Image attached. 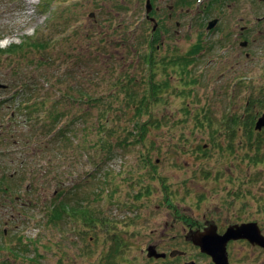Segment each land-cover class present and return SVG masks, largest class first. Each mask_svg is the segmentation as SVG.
Listing matches in <instances>:
<instances>
[{"label":"rangeland","instance_id":"374dc122","mask_svg":"<svg viewBox=\"0 0 264 264\" xmlns=\"http://www.w3.org/2000/svg\"><path fill=\"white\" fill-rule=\"evenodd\" d=\"M145 2L0 0V208H25L0 210V233L8 221L13 235L8 238L14 240L25 227L34 247L29 255L38 264H162L147 256L153 245L159 252H184L178 264L186 256L205 264L208 259L185 239L190 229L205 232L217 225L221 233L256 222L264 236V129L254 126L250 136L251 142H263L262 161L255 163L257 146L235 120L246 118L249 97L264 98V22L240 4L242 10L225 17L220 28L228 35L247 27L248 46L238 41L211 47L198 64L189 62L188 76L182 75L188 78L181 81L178 63L191 58L198 35L214 41L222 32L210 37L206 27H196L202 19L199 5L190 13L186 7L182 19H170V6H180L176 0H151L150 13L157 17L147 22ZM157 7L163 13L157 14ZM220 9L225 13L229 6ZM255 10L261 17L264 4ZM191 21L202 29L193 37L186 32ZM171 30L179 34L161 35ZM151 38L152 51L168 63L156 80L169 87L162 95L165 103L154 112L163 126L137 143L139 136H127L136 123L133 111L120 104L123 94L107 97L121 72L141 81L138 58L151 51L146 43ZM38 39L49 40L40 53L29 47L2 52ZM24 86L32 91L29 101L17 93ZM107 109L110 144L102 146L98 123ZM263 112L258 109L256 120ZM205 118L212 119V128ZM199 121L205 126L198 127ZM125 136L128 143L119 140ZM65 190L77 195L70 205L80 215L65 214L52 223L50 201ZM82 206L92 210L88 223ZM233 242L227 247L232 263L264 264V248L248 240ZM20 261L25 264L23 258L16 264Z\"/></svg>","mask_w":264,"mask_h":264},{"label":"trees","instance_id":"16d2710c","mask_svg":"<svg viewBox=\"0 0 264 264\" xmlns=\"http://www.w3.org/2000/svg\"><path fill=\"white\" fill-rule=\"evenodd\" d=\"M25 40V44L24 46H16V45H11L10 48L7 50H3V53H10L12 51H15L16 48H23V47H29L32 48L31 52H35V51H42L45 50L47 42L49 43V40L47 42H44L43 40H34L32 42H29L28 44H26ZM154 40H149L148 44L151 45V51L146 52V54H141L138 58V61L141 65V69L140 72H138L139 74H141L142 78L141 81L138 82V78L137 76H135L134 74L131 75L130 72H121L118 75V78L116 79V83H114V90L115 92L111 95H109L107 97V99H109L110 96H118L119 94H123L124 98L122 100H120V104H123L126 108L130 109L131 111H133V117H132V123H136L133 125V129L131 131L128 132L127 136H133V138L135 137V135L139 136V138L137 139V143H145V141L148 138V134L153 130V129H160L163 125L161 120L155 116L154 112H155V107L159 104L162 103L164 101L163 98V94L166 92L167 88L169 87L167 85V81H164L163 83H159L156 78H157V73L158 71L164 67L167 66V62H166V57L165 58H161L158 57L155 53V51H152V43ZM22 50V49H19ZM201 50H197L195 49L194 52H192L190 54L191 58H187L185 57L184 59H181L178 63V68L179 70L181 69L182 74L179 72L180 78L182 79L181 81H186V78L188 77H182V75L184 76H188V65L189 62H191L192 64L196 65L199 63L200 59L203 56H199ZM100 58V57H99ZM167 61H169V63H172V61L170 59H167ZM42 62V61H41ZM109 65V61H104L103 62V66H106V70L109 71L108 66ZM111 68V67H109ZM165 69H168V67H165ZM170 69H173V67H171ZM175 70V69H174ZM191 72V71H190ZM171 74L169 73V76ZM140 83V84H139ZM27 86L24 87H20L18 88V92L17 93H25L27 98H29V94L32 93L31 90H26ZM67 95H71V94H67ZM24 96V95H23ZM87 97V96H86ZM69 98V97H68ZM32 98L30 97L28 99L31 100ZM61 99V98H60ZM36 101V99H34ZM84 100H89V97L85 98ZM102 100V98H98L97 101ZM26 100V104L28 102ZM60 101V100H57ZM72 101L76 102L75 97L72 98ZM29 105H27V109L30 107H28ZM54 106V105H53ZM260 108H264V98H262L261 96L257 97L256 99H254L253 97H249L246 104H245V111L244 114H246V118L244 119L243 117H238L235 118V120L237 119L236 123L239 126H245L247 129V134L249 135V141L251 140L252 137V133H254V126L256 123V115H257V111ZM110 109L105 110L102 115L99 116V123H98V128L99 131L101 133V143L102 146L103 145H108L109 143V139L106 138V136H110L111 134H109V124L110 121L109 120V113ZM127 115L128 118V114ZM144 115H146L148 117V119L146 120V123L143 121H141V119L144 118ZM129 119V118H128ZM239 119V121H238ZM205 123L207 124V128H212L213 126V121L211 118H205ZM130 123H131V119H130ZM143 123V124H141ZM198 127L202 128L205 125L202 122H197ZM54 130V128L52 130H50V132H52ZM60 133V130H58L56 132ZM71 132V130H70ZM106 134V135H105ZM135 134V135H134ZM260 134V133H258ZM251 136V137H250ZM64 138V137H62ZM128 138L129 137H124L119 139L120 141L124 140L128 143ZM259 141H255V142H251V145H256L257 147L256 152L258 153V151L261 150V144L263 143L261 138H259ZM122 141V142H124ZM121 143V142H120ZM111 147V146H110ZM110 147L108 150H110ZM112 147H116V146H112ZM112 149V148H111ZM102 151V150H101ZM148 155V154H147ZM147 155L145 156L148 161L147 163L150 164V166L152 168H154V164H152L151 158ZM253 162L258 163L261 162L262 160H260L259 158V153L256 154L255 157L252 158ZM163 188H164V182L162 180H160ZM70 190H65V191H59L58 195L55 198H52L50 201V221L52 223H59L60 221H62V219L64 218L65 214H69L72 217H76L78 214L80 215V211H78V207H74L71 206V202L75 201V199H77V195L75 194V192H73L72 194L68 195V192ZM66 199H64V197H66ZM70 196V197H69ZM69 197V198H68ZM167 197V195H166ZM168 199V197L166 198ZM169 201V199L167 200ZM81 208V213H82V219H84L85 223H88V221L90 220V216L92 214V210L87 208V207H80ZM117 243V242H116ZM122 244V242H121ZM117 245V244H116Z\"/></svg>","mask_w":264,"mask_h":264},{"label":"flooded vegetation","instance_id":"af4514ba","mask_svg":"<svg viewBox=\"0 0 264 264\" xmlns=\"http://www.w3.org/2000/svg\"><path fill=\"white\" fill-rule=\"evenodd\" d=\"M147 1V0H146ZM149 2H151V0H148ZM176 2H178L180 4V6H178L177 4L175 6H170L171 8V13L169 14V18L170 19H174V16H177L179 18L182 19V13L184 12L185 8L187 7V13H190L192 8L195 7V5H199L200 9L199 12L197 13V15L199 17H201V21L196 25V27H202L205 28L206 27V31L205 34L210 36V37H214L218 34V32L221 34L219 40H214V41H208L203 33L201 32L198 35V38H196L195 42H198L195 45V48L197 50H201L199 53L200 55H203L205 53H207L211 47L215 48L220 46V48L226 47V46H232V44L237 43L238 41L240 42V45L244 48H246L248 46V41H247V34H248V28L247 27H240V31L239 33L234 30L228 34L225 35V31L223 30L224 27L220 28L223 24V21L225 19V17H230L233 16V14H235L234 12H237L239 9L242 10L241 5L242 3H245L250 11L251 14L255 15L254 20L257 22H264V14L261 17L257 16V12L255 10V6L258 4H264V0H176ZM190 2V3H189ZM152 4V3H151ZM228 8L229 6V11L230 14L228 12V10H225V13H221L220 7H226ZM154 7V6H153ZM181 7V8H180ZM231 7H233L234 9H232ZM180 8V9H179ZM157 14L158 12L163 13L162 10L160 8H156ZM227 11V14H226ZM175 14V15H174ZM154 15V17H153ZM190 15H192V17L194 18L196 15H194L193 13H191ZM157 15L155 13V11H152V13L147 14L146 15V21L150 22L153 19H156ZM159 17V15H158ZM159 21V19H158ZM183 21V20H182ZM216 21L214 27H212V29H210V31H208L209 25L211 22ZM159 23V22H158ZM180 22H177V25H179ZM194 22L191 21L190 24L188 25V30L186 32H189L190 36L193 37L194 36V30L197 29L198 32H200L202 29L201 28H193L194 26ZM220 28V29H219ZM254 28V27H253ZM225 29V28H224ZM168 31V29L166 30ZM166 31H161V35L166 38L168 37H172L173 34H179L177 31L173 32L172 34V30L168 33V35L165 34ZM253 32V30L251 31ZM258 36H261V32H258ZM231 37V39H230ZM242 38H244L242 40ZM191 40H193V38H191ZM233 41V42H232ZM246 57L249 59L250 58V54H246ZM10 178H13V176H11ZM29 187V186H28ZM28 187L26 188L28 190ZM1 190V188H0ZM7 193V192H6ZM21 201V206L24 205V203H22V200L20 199H16V203ZM11 202V201H10ZM9 202V203H10ZM11 205V203H10ZM20 209H25V208H0V210H20ZM29 209V208H27ZM10 222H6V224L4 225L3 229L1 230V233L3 235L4 238L1 237V233H0V264H16L17 259H22L25 260V264H38L37 262H34L33 257H30V251H32L34 249L33 247V241H31L30 239H28L26 237V233L27 230H25V227H22L20 229L19 226L16 227L15 231H18L19 229L22 230V233L19 237L15 238L14 240L9 239L8 237H12L13 235H11L12 233H10V228L8 226ZM206 225H208L206 223ZM205 225V227L203 229H206L207 226ZM203 226V224L201 225ZM217 227V233L219 235H223L225 232H218V226ZM201 229V227H197V229ZM191 231H198V230H191L188 232V234L185 236L186 241L190 240L189 238H187L189 236V234L191 233ZM200 231V230H199ZM24 236H23V235ZM3 239V241H2ZM189 242V241H188ZM232 244L234 243L233 241H231ZM191 244H193V242H190ZM154 246V245H153ZM193 246H195L193 244ZM156 248V251L160 254L164 253L166 254V256L164 258H151V259H155V260H159L160 262H162V264H178L179 262H181L183 259L182 258H178V257H183L185 255L184 252H180L177 250H172L170 251V253H166V252H159L157 250V247L154 246ZM197 247V246H196ZM228 247V245H227ZM254 248H257V246H252ZM199 248V247H198ZM200 249V248H199ZM201 252V249H200ZM228 253V251H227ZM201 256L208 259V261H206L205 264H215L213 262V259L207 255L201 252ZM25 257V258H24ZM33 259V260H31ZM199 258H187L183 261V264H189L191 262H195L196 264H202ZM228 261L229 264H234L231 262V260L229 259V255H228ZM20 264H22V262L20 261Z\"/></svg>","mask_w":264,"mask_h":264},{"label":"water","instance_id":"95a60500","mask_svg":"<svg viewBox=\"0 0 264 264\" xmlns=\"http://www.w3.org/2000/svg\"><path fill=\"white\" fill-rule=\"evenodd\" d=\"M216 21L210 24L214 27ZM209 28V29H210ZM1 87V86H0ZM255 129L262 131L264 129V113L257 120ZM193 244L201 249V252L209 255L215 264H229L227 245L230 241L248 240L251 244H256L264 248V236L261 234L258 223H243L241 225L231 226L223 235L217 233V227L211 225L210 228L202 231H193L187 237ZM166 254L158 253L154 246L148 248L149 258H164ZM189 264H196L191 262Z\"/></svg>","mask_w":264,"mask_h":264}]
</instances>
